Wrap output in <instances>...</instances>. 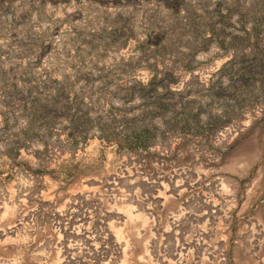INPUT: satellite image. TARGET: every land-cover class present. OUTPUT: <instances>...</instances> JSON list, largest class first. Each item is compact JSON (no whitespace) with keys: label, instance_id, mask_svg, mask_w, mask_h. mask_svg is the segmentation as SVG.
I'll return each mask as SVG.
<instances>
[{"label":"rangeland","instance_id":"374dc122","mask_svg":"<svg viewBox=\"0 0 264 264\" xmlns=\"http://www.w3.org/2000/svg\"><path fill=\"white\" fill-rule=\"evenodd\" d=\"M0 264H264V0H0Z\"/></svg>","mask_w":264,"mask_h":264}]
</instances>
